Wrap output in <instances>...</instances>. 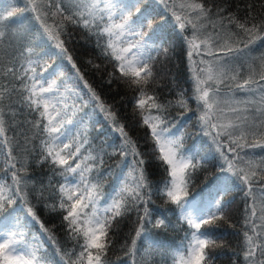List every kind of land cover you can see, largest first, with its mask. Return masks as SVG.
<instances>
[{
	"label": "snow or ice",
	"instance_id": "obj_1",
	"mask_svg": "<svg viewBox=\"0 0 264 264\" xmlns=\"http://www.w3.org/2000/svg\"><path fill=\"white\" fill-rule=\"evenodd\" d=\"M160 3L171 11L172 25L178 27L187 45L193 86L188 99L195 101L200 111L201 132L211 137L221 160L220 172L224 175L220 178L217 196L237 187L252 197V203L245 208L249 215L244 221L240 252L233 253L232 264L237 260L241 264H264V223L256 222L264 221V156L257 160L254 153L246 151L264 149V53L253 55L256 51L253 46L257 41H264V21L256 23L254 18L241 21L231 14L224 16L222 8L213 13V7L206 6V0H180L179 4L160 0ZM29 10L35 13L38 29L18 26L23 25V14ZM157 16L162 14L149 11L145 0H70L67 4L65 0H27L24 8L7 6L0 10V72L7 80L0 90V105L5 99L11 103L16 96L21 111L27 108L30 115L35 114L27 122L28 131L40 141L35 162L48 164L52 176L59 177L55 185L49 180L47 186L29 187L28 180L21 175L26 171V164L21 163L18 168L12 149H8L11 183L0 182V264H52L39 242H33L35 237L30 241L25 231L28 223H33L48 232L32 199L51 213H61L69 236L77 240L80 250L78 253L75 248L72 250L75 260L70 264H111L108 252L113 223L135 212L138 227L128 253L134 256L137 240L145 234L147 225L163 233L176 229L164 212L153 219L148 207L153 195L176 205L178 219L188 228L180 244L170 250L172 264H215L218 257L211 254V249L223 237L216 236L206 226L227 219L225 203L222 199H213L210 207L197 209L185 199L192 175L206 156L195 149H186L183 135L170 130L165 114L172 102L161 104L155 95H149L156 79L151 53L167 55L168 49L163 45L172 39L166 28L167 19L153 24ZM49 19L52 24L48 23ZM67 25L84 30L100 50V57L113 63L119 75L109 74V84L114 79L123 80L139 93L135 98L138 122L150 130L154 143L151 155L165 172L164 178L155 185L149 180L148 161L125 130L126 125L119 122L112 107L84 79L69 54L66 45L71 42L72 34ZM189 30L190 34L184 36ZM36 33L51 42L57 51L37 52L36 48L43 46L34 45ZM133 36L139 39L133 41L130 39ZM157 43L159 47H155ZM52 55L67 61L68 71L73 74L69 78L74 79L78 92L65 86V93H61L64 81L60 76L44 78L49 65L39 61ZM6 63L10 66L5 68ZM38 68L42 71H37ZM73 95L81 102L79 107L75 102L68 103ZM184 97L182 90L178 93L177 106H187L188 100ZM89 104L93 111L98 108L105 114L111 124L109 130L119 133L117 139L121 141L109 147L113 148V154L118 151L124 158L122 163L127 171L111 195L103 191L102 181L106 177L103 155L93 153L87 132L79 130L89 115L80 113ZM152 109L156 114H152ZM5 116L0 107V139L7 145ZM23 135L27 139V133ZM100 152L107 154L103 148ZM49 188L52 191L45 196ZM254 189L261 195L259 216ZM48 239L52 240L51 236Z\"/></svg>",
	"mask_w": 264,
	"mask_h": 264
},
{
	"label": "trees",
	"instance_id": "obj_2",
	"mask_svg": "<svg viewBox=\"0 0 264 264\" xmlns=\"http://www.w3.org/2000/svg\"><path fill=\"white\" fill-rule=\"evenodd\" d=\"M69 2L70 0H65V4ZM171 2L179 4L180 0H171ZM145 3L148 5L149 11L155 10L162 14V16H157L153 19L154 25L159 23L162 18L169 21L166 28L172 37L170 41L163 45V47L168 49L167 55L164 53L158 54L155 51L151 53L154 57L156 79L149 88V95H155L161 104L167 105L169 101L172 102L171 106L167 107L165 114L168 126L177 130L176 135L182 134L184 147L191 149L190 146L193 145V140L190 137L200 134L201 128L198 123L200 111L197 109L195 101L188 99L192 95L193 86L188 70L187 45L178 27H173L172 25L173 18L171 11L166 9L165 5L160 3V0H145ZM0 5H4V8L7 6L24 8L27 5V0H0ZM207 5L213 7V13L218 12L222 8L224 9L222 15L227 16L231 14L241 21L246 18L248 20L254 18L256 23L264 21V0H206ZM249 6L251 7L249 8ZM34 16L35 13H32L30 10L24 13V23L18 26L38 29L39 23L35 21ZM56 19L59 21L61 18L58 16ZM48 23L52 24V20L49 19ZM216 23L219 26L218 20ZM67 28L72 34L71 42L66 45L69 54L72 55L77 67L80 68L84 79L92 85L105 104L112 107V110L117 114L119 122L126 125L125 130L136 142L143 158L148 161L146 167L149 173V180L155 185L164 178L165 172L163 167L151 155L154 143L148 132V128L138 122L139 111L135 108V98L139 93L135 90L134 86H127L123 80L114 79L109 84V74L115 73L113 63L100 57V50L95 47L94 41L88 38L84 30L71 25H67ZM189 34L190 30L189 32H185L184 36ZM130 39L137 40L139 37L133 36ZM35 44L43 46V48H36L37 52L44 50L50 52L57 51L54 45L46 41V38L42 39L39 33L35 34ZM261 44H264V41H257L256 45L253 46L256 49L253 52L254 56L264 53V47H260ZM159 46V43L155 45V47ZM193 58L197 59V57ZM33 60L35 61L37 58L33 57ZM45 61L49 67L44 72V78L50 77L49 70L51 66L56 68L59 64L63 65L64 71L68 75L67 78L73 76L68 71L70 66L68 67L67 61L63 57L56 55H52L51 57L45 56L39 63L43 64ZM88 61H91V63H88ZM96 65H99V67H95ZM7 66L10 65L6 63L4 67L6 68ZM37 71H42V69L38 68ZM115 75L119 74L115 73ZM6 84L7 80L3 78V73L0 72V90ZM64 85L66 86L65 82ZM182 90L185 92L184 98L188 100L187 106L183 108L176 104L178 93ZM68 102H75L78 107L81 105V102L76 97H69ZM0 107L3 108L6 114V127L8 129V144L5 145L2 139H0V182L7 181L11 183V171L8 170L7 157V151L11 148L13 156L18 161L17 167L19 168L21 163L26 164V171L22 172L21 175L28 180L29 187L33 184H35L36 188H40L41 184L47 186L49 180H52L53 185H55L59 177L52 176L50 166L35 162V158L39 152L40 141L31 131H28L30 126L27 123L34 118L35 114L30 115L27 108L21 111L18 97L16 96L13 97L11 103H9L8 99H5L3 105H0ZM151 111L152 114H156L155 109ZM84 112H87L89 115L84 118V124L80 126L79 130L87 132L88 138L92 142L91 150L93 153L99 152L103 155L104 164L102 168L106 174L105 179L102 181L103 191L106 195H111L113 189L118 186L120 178L127 171L122 163L124 158L119 155L118 151L113 154V148L109 147V145H119L121 143L117 139L119 133L109 130L111 127L110 121L105 118V114L100 112L98 108L93 111L92 105L89 104L83 107L80 115H83ZM185 118L190 119L189 123L184 125L183 130L178 131L180 126L178 123ZM97 120H100L101 123L97 124ZM93 125H95V128H93ZM101 130L103 134H101ZM23 133H27V139ZM199 142L200 149H197V151L200 152V155L206 156V160L193 173L188 184V196L190 198L188 201L197 200L204 196L211 205L213 199L223 200L226 206L227 219L219 220L214 225L206 227L209 231L215 233L216 236L223 237L217 240L216 246L211 249V254L214 257H218L215 259V264H232L233 259H235L233 253L240 252L243 241L244 221L246 216L249 215L246 213L245 208L246 205L252 203V197L246 196L245 191L237 187H232V190L217 196L220 178L224 175V173L220 172L221 160L216 151V146L207 140L206 135ZM101 148L107 154L100 152ZM246 151L254 153L257 160L264 156V149H246ZM128 160L130 161L131 157ZM51 191L52 189L49 188L45 192V196H48ZM253 195L256 198L257 215L259 216L261 215V195L259 190L254 189ZM30 199L32 198L30 197ZM32 203L36 205L37 215L43 222L44 228L48 229V232L41 230L39 225L28 223L25 231L29 234V240L31 241L35 237V241L33 242H39L40 247L46 252L52 264H70V261L75 260V256L71 255L72 250L75 248L78 253L80 249L77 247V240L69 236L65 223L62 221L61 213L49 212L42 203L37 204L34 199H32ZM19 206L18 204L17 207ZM148 207L153 214V219L158 218L159 214L164 212L172 220L173 224L176 225V229L163 233L160 230L153 229L151 225H147V231L137 240V252L132 256L128 253L131 248V240L135 235V229L138 227L137 215L135 212H132L124 217L117 218V221L113 223L112 230L109 232L112 245L109 248L108 260L111 264H172L170 250L180 244L185 236V232L188 231L187 225L178 219L179 210L176 205L166 202L164 198H158L156 195H153ZM21 221L24 222V219H21ZM256 222L264 223V221L259 220ZM49 236H51L55 243H52V240L48 239ZM80 242L82 243V239ZM57 248L60 249L59 252L56 251ZM65 253H68V255H64ZM236 264H241V260H237Z\"/></svg>",
	"mask_w": 264,
	"mask_h": 264
},
{
	"label": "rangeland",
	"instance_id": "obj_3",
	"mask_svg": "<svg viewBox=\"0 0 264 264\" xmlns=\"http://www.w3.org/2000/svg\"><path fill=\"white\" fill-rule=\"evenodd\" d=\"M2 9H4V5H0V10H2ZM49 72L52 74L51 78H56L57 76H60L61 79H63V81L66 83L67 88L75 89L77 92L80 90L79 88L76 87V84L74 83V80L72 81L70 78H67L68 75L64 71V67H63L62 64H59L57 66L56 70H54V67L51 66ZM61 74H63V75H61ZM60 92L61 93H65V85L64 84L61 86ZM71 97H75V96L73 95ZM186 123H189V121H187ZM206 138H207L208 141L212 142L211 137L206 136Z\"/></svg>",
	"mask_w": 264,
	"mask_h": 264
}]
</instances>
